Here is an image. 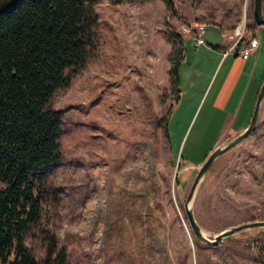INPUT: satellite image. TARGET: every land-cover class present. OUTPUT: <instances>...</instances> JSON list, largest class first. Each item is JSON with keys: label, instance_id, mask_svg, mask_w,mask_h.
<instances>
[{"label": "rangeland", "instance_id": "1", "mask_svg": "<svg viewBox=\"0 0 264 264\" xmlns=\"http://www.w3.org/2000/svg\"><path fill=\"white\" fill-rule=\"evenodd\" d=\"M171 1L173 11L161 0L95 6L99 51L50 104L63 117L62 156L46 178L41 220L27 236L39 260L53 243L69 264H262L253 243L264 242V231L213 246L195 236L184 204L207 156L238 135L220 139L229 117L215 98L225 69L217 77L213 51L244 29L241 43L254 34L259 43L249 65L258 58L264 65V27L254 22V0ZM194 21L207 25L205 42L195 48L185 40L177 101L166 30ZM193 209L209 238L264 220V101L257 128L216 159Z\"/></svg>", "mask_w": 264, "mask_h": 264}, {"label": "trees", "instance_id": "2", "mask_svg": "<svg viewBox=\"0 0 264 264\" xmlns=\"http://www.w3.org/2000/svg\"><path fill=\"white\" fill-rule=\"evenodd\" d=\"M102 0H0V262L69 264L51 243L39 260L27 236L41 220L46 178L62 153V113L50 104L99 51ZM113 4L153 0H109ZM163 1L169 11L171 0ZM172 43L169 76L176 100L185 47L179 32ZM169 141L168 118H163ZM170 143V141H169ZM258 230L264 231L262 228ZM264 264V255L257 252Z\"/></svg>", "mask_w": 264, "mask_h": 264}, {"label": "crops", "instance_id": "3", "mask_svg": "<svg viewBox=\"0 0 264 264\" xmlns=\"http://www.w3.org/2000/svg\"><path fill=\"white\" fill-rule=\"evenodd\" d=\"M254 36L256 37L255 34ZM230 44V42L227 44L222 42L217 45L216 50L213 51L217 57L215 69L220 65L217 77L220 75V72L225 69L217 89L219 92H217L215 96V98L221 102V107L223 110H226L225 112H227V117H229L228 121H226L227 126L225 127L228 132L226 136H221L220 139L222 140L228 135L231 136L235 135V133H241L249 125L260 90V88H258V84L264 82V65H259V58L255 60L252 65H249L252 57L257 55L259 45L249 58L244 59L241 57L242 68L240 70H236L235 67H237V58L230 59V56L234 54L227 56H224L223 54L224 50ZM237 56L240 55H234V57ZM247 67L250 69L248 70ZM179 80V87L181 91L177 101L184 95L182 92V80L180 78V73ZM209 83L210 80L208 81L206 87H208Z\"/></svg>", "mask_w": 264, "mask_h": 264}, {"label": "water", "instance_id": "4", "mask_svg": "<svg viewBox=\"0 0 264 264\" xmlns=\"http://www.w3.org/2000/svg\"><path fill=\"white\" fill-rule=\"evenodd\" d=\"M263 3L264 0H254V6H253V19L256 25L263 26L264 27V12H263ZM264 101V83L262 87L259 90L256 104L254 107V111L252 113L251 120L249 122V125L237 136L230 139L228 142L218 145L204 160L202 165L200 166L195 179L192 183V186L190 188V191L188 193V196L186 198L184 208L186 211V215L188 218V221L190 223V226L195 234V236L213 246L218 245L221 241H223L225 238H228L230 236L245 232L247 230L252 229H259L262 228L264 230V220H255L252 222L232 226L229 228H226L212 236V238H209L204 230L201 228L199 223L197 222L194 214L193 209V203L197 196V193L200 189V186L210 169V167L213 165V163L216 161V159L222 155L227 150L231 149L232 147L239 144L241 141H243L247 136H249L258 125V119L261 112L262 104Z\"/></svg>", "mask_w": 264, "mask_h": 264}, {"label": "built area", "instance_id": "5", "mask_svg": "<svg viewBox=\"0 0 264 264\" xmlns=\"http://www.w3.org/2000/svg\"><path fill=\"white\" fill-rule=\"evenodd\" d=\"M206 24L203 22H190V23H183L180 26L179 33L183 37V45L185 47V40L190 39L192 41V44L195 48L200 47L204 44V36L206 32ZM244 29L242 30V34H244ZM242 34L240 37H238L236 40H234L225 50H224V56L234 54V55H240L242 58L247 59L250 55H252L256 48L258 47V39L255 36L249 37V39L246 42L241 43L240 39L242 37ZM253 247L257 250V252H261L264 255V242L263 241H256L253 243Z\"/></svg>", "mask_w": 264, "mask_h": 264}]
</instances>
